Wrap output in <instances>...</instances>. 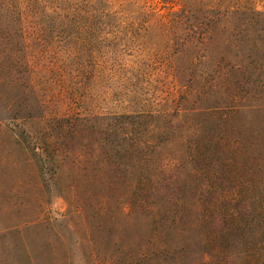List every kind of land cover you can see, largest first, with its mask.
<instances>
[{"label": "rangeland", "instance_id": "obj_1", "mask_svg": "<svg viewBox=\"0 0 264 264\" xmlns=\"http://www.w3.org/2000/svg\"><path fill=\"white\" fill-rule=\"evenodd\" d=\"M131 1L134 9L143 5L142 14L121 20L122 35L153 24L156 15L170 7L178 8L161 0ZM253 3L256 12L228 17L224 34L234 38L235 47L219 43L221 31L208 43L202 41V33L188 37L181 30L168 35L140 30L145 46L141 53V48L132 51L116 43L110 47L113 52L100 53L115 76L99 75L91 88L84 89L83 81L74 79L70 72L74 62L51 68L45 57L33 73L25 72L32 80L31 89L26 77L16 76L23 69L3 60L0 115L45 112L88 118L94 114L107 120L111 129L155 127L161 131L154 139L156 161L165 156L173 159L167 172L173 182L165 185L166 192L184 199L186 223L172 235L182 233L178 241L189 245L182 254L174 253L180 258L175 264H264V250L248 251L242 240L253 231V242L264 237V212L258 217L247 208L250 200L264 195V0H250ZM43 35L46 41L56 38L52 33ZM164 38L169 45L161 54L150 43ZM9 46L8 41H0V49ZM40 48L32 52L50 53L46 46ZM220 56L239 67L232 76L216 80L223 69L216 66ZM149 63L151 74L145 77L142 68ZM207 73L213 74L210 82ZM144 110L152 114L135 116ZM34 124L27 119L19 122L22 142L13 138L11 122L0 124V264H169L154 255L153 225L138 205V190L134 189L131 207L126 208L130 194L123 188L122 167L105 170L103 182L101 173L83 161L75 163L71 156L62 163L61 152L46 159L49 147L40 142L35 146L30 140L41 128ZM149 172L162 181L159 166L143 169L142 176ZM231 197L239 201L229 202ZM231 207L239 212L240 226L230 232L240 243L232 248L238 255L229 258L230 254L217 252L202 261V239L209 235L203 216L215 208L222 214ZM195 213L200 220L194 221ZM16 224L18 228H12Z\"/></svg>", "mask_w": 264, "mask_h": 264}, {"label": "trees", "instance_id": "obj_2", "mask_svg": "<svg viewBox=\"0 0 264 264\" xmlns=\"http://www.w3.org/2000/svg\"><path fill=\"white\" fill-rule=\"evenodd\" d=\"M161 1L177 4L178 8L170 7L167 13L156 15V21L153 24L139 25L130 32V35H122L119 33L121 20L136 19L137 15L142 14L140 9L143 5L137 7L139 9L137 10L133 7L134 1L130 2V0H0V41L10 43L7 49H0V63L4 60L13 67H21L23 72H19L16 76L26 77L27 85L34 89L31 78L25 72L29 69L33 73L37 67L42 66L41 60L45 61V57H48L47 62H50L48 65L51 68H61L65 61L74 62L73 68L70 69L74 79L83 81V87L91 88V84L99 75L115 76L114 69L111 70L107 66L106 60L100 53L104 55L107 52H113L110 47L114 43L117 47L129 46L132 51L141 48L139 49L141 53L145 46L138 33L140 30L146 32L153 29L160 30L164 35L181 30L188 37L202 33V41L206 39L208 43L211 35L221 31L223 39L219 43L232 48L237 45V42H234L233 37L224 34L227 32L225 29L229 15H241L242 12L246 15L256 12L255 4L251 5L250 0ZM152 12H149L150 16ZM43 33H52V37L56 38L54 41H46ZM42 45L46 46L44 50L50 53L40 55L32 52ZM54 45L58 48L51 49L50 47ZM152 45L157 46L156 50L162 51L161 54H163L169 45V39H160L150 43V46ZM223 58L220 56L216 63L217 68L223 67L216 76V80L221 75L232 76L233 70L239 67L238 63H232L226 57V59ZM117 59L119 57L115 55L113 60ZM131 60L133 63V59ZM140 60L141 58L138 59ZM129 67H132V64ZM142 70V75L148 77L152 70L150 63L145 64ZM10 77L14 78L15 75L10 73ZM213 78V74L207 73V82ZM151 114L152 112L146 110L135 112L136 117ZM25 119L32 125L36 123L41 126L40 130L34 133V137L30 135V140L35 146L37 142H40L49 147L50 153L44 154L46 159L53 157L55 152H61L59 155L61 163L71 156L75 163L83 161L88 163L92 170L101 173L103 182H106L103 176L105 170L118 169L121 166L123 188L130 194L126 208L130 209L131 200L136 195L133 191L138 190L141 195L137 201L138 205L153 225L151 233L153 243L151 244L155 246L154 255L159 257L161 255V258L170 261L169 264H175L180 259H177L174 253L182 254L187 250L189 243L178 241L177 236L182 233L176 236L172 233L178 225L186 223L184 199L182 196L166 192L165 185L173 182L167 173L173 164V159L165 156L164 159L160 157V161L157 162L153 155L158 147L154 139L161 131H156L155 127L151 128L148 124H145L140 131L131 127L132 123L128 121L127 124L130 127L111 129L107 120L94 114L87 118L86 115L71 113L46 115L42 112L40 115L26 117L9 113L6 116L0 115V124L4 120L7 123L11 122L14 126L10 129L13 138L22 142L18 133L19 122ZM88 120L95 122L89 123ZM98 121H100L99 125ZM110 130L112 132H109ZM156 166H159V171L162 173V181L154 172L142 176L143 169ZM256 199L250 200L247 208H251L259 217L260 213L264 212V195L256 196ZM195 200L199 203L198 196ZM229 200L232 203L239 201L237 197H231ZM132 204L134 205L133 201ZM238 215L239 212L231 207L229 211L222 214L215 208L203 216L206 233L208 232L209 235L202 239L203 249L200 254L202 261L211 255H217V252L220 255L230 254L229 258L238 255L232 248L240 243L230 233L237 228V225L240 226L236 220ZM198 218L200 220L199 213H195L194 221H198ZM12 228L17 229L18 225H13ZM255 232L248 233V236L242 240L245 241L248 251L259 252L264 250V237L253 242Z\"/></svg>", "mask_w": 264, "mask_h": 264}]
</instances>
